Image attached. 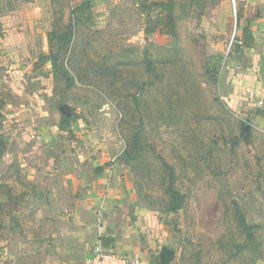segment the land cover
I'll list each match as a JSON object with an SVG mask.
<instances>
[{
    "label": "rangeland",
    "instance_id": "374dc122",
    "mask_svg": "<svg viewBox=\"0 0 264 264\" xmlns=\"http://www.w3.org/2000/svg\"><path fill=\"white\" fill-rule=\"evenodd\" d=\"M82 1L0 0V264L48 250L52 198L113 166L158 216L162 264L259 263L264 102L232 86L242 1L90 0L79 22Z\"/></svg>",
    "mask_w": 264,
    "mask_h": 264
},
{
    "label": "crops",
    "instance_id": "0c3cea01",
    "mask_svg": "<svg viewBox=\"0 0 264 264\" xmlns=\"http://www.w3.org/2000/svg\"><path fill=\"white\" fill-rule=\"evenodd\" d=\"M241 1L242 29L252 32L254 39L249 46L246 35L239 41L245 51L233 61V95L251 98L260 107L264 102V0ZM108 170L98 169L92 181L74 179L71 197L52 198L46 208L56 219L49 249L28 250L26 244V264H89L86 259L99 240L120 254L137 257L138 264L168 261L171 250L163 247L167 237L158 216L139 205L131 186L117 174L119 166H113L109 180ZM257 264H264V259Z\"/></svg>",
    "mask_w": 264,
    "mask_h": 264
},
{
    "label": "trees",
    "instance_id": "16d2710c",
    "mask_svg": "<svg viewBox=\"0 0 264 264\" xmlns=\"http://www.w3.org/2000/svg\"><path fill=\"white\" fill-rule=\"evenodd\" d=\"M159 6L163 10L164 9H168V10L171 11V8L169 7L168 3H161V4H159ZM92 11H93L92 2L90 0H83L82 2L78 3L77 5H75V7L72 10V14H73L75 20H77L79 22H84L85 20H89L91 18ZM173 19L174 18H172L171 23H169L170 24V28H171V30H170L171 34H174V31H175V26H174V23H173ZM69 29H70V32H71L72 31V27L70 26ZM66 33L67 34H63V35L60 36L62 41H63V43H67V42H69L71 40V35L69 34V32H66ZM244 33L246 34V38H244L245 39V44L247 46H249V45L252 44L253 39H254L253 35H252V32H250V31L245 29ZM54 35L56 36V34H54ZM0 111H1V109H0ZM256 113L258 115L264 117V108H258L256 110ZM69 120L70 119H67V121H69ZM3 149H5V142L2 139H0V152H2ZM0 192L1 193L3 192V195L7 196L8 192H10V188H6V185L0 184ZM170 192L174 195V199L172 200V202H170L169 210L176 211L182 206V203H181V201L179 199V192H176L173 189ZM236 208H237V211H238V214H239V218L242 221V224L246 225L245 217L242 214V212L240 211V208H239L238 204H236Z\"/></svg>",
    "mask_w": 264,
    "mask_h": 264
},
{
    "label": "built area",
    "instance_id": "2783aa9c",
    "mask_svg": "<svg viewBox=\"0 0 264 264\" xmlns=\"http://www.w3.org/2000/svg\"><path fill=\"white\" fill-rule=\"evenodd\" d=\"M235 2L236 0H234V3ZM86 261L89 264H138L139 263L137 257L130 254H120L108 248L101 240H99L95 244L91 252V255L86 259Z\"/></svg>",
    "mask_w": 264,
    "mask_h": 264
}]
</instances>
